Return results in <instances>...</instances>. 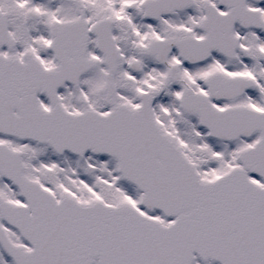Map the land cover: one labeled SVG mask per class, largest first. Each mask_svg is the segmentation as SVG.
I'll use <instances>...</instances> for the list:
<instances>
[{"label":"snow or ice","instance_id":"obj_1","mask_svg":"<svg viewBox=\"0 0 264 264\" xmlns=\"http://www.w3.org/2000/svg\"><path fill=\"white\" fill-rule=\"evenodd\" d=\"M0 264H264V0H0Z\"/></svg>","mask_w":264,"mask_h":264}]
</instances>
